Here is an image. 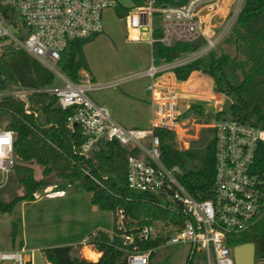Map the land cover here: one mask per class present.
Instances as JSON below:
<instances>
[{"label":"built area","instance_id":"1","mask_svg":"<svg viewBox=\"0 0 264 264\" xmlns=\"http://www.w3.org/2000/svg\"><path fill=\"white\" fill-rule=\"evenodd\" d=\"M223 3L224 0H187L182 4L146 0L143 5L129 8L126 22L129 29L138 30L136 39H143L141 33L146 31L150 32L151 41L156 40L153 33L157 14L162 17L159 41L163 44L171 46L176 42L207 39L205 47L197 50L193 59L184 56L160 63L152 59L145 72L140 74L149 78L147 89L152 118L149 128H139L117 122L106 105L94 100L91 92L104 85L94 82L88 72L80 71L79 80L73 81L56 67L72 42L104 32V14L120 7L119 0H0V49L9 44L24 49L62 82L40 89L13 86L0 95L20 97L26 112L31 113V94L37 91L54 94L56 105L70 112L69 127L81 126L87 137L81 154L88 157L90 151L105 140L138 151L128 157L129 186L154 192L166 202L174 201L179 205L171 210L175 222L145 218L132 227L126 226L123 209L118 210L116 225L122 230L124 243L130 246L127 264H150L158 247L177 243L188 245L187 259H194L203 251L208 264H234L230 235L250 230L264 216V177L254 170L258 146L264 142V128L219 116L200 123L201 127L213 130L210 140L214 144V191L211 198H203L201 193L195 196L182 183V176L192 168L178 164L169 167L163 162L161 139L155 133L156 128L172 130L176 148L189 150L194 147L192 141L197 133L188 131L198 125L194 118L188 117L189 114L196 113L197 109L215 115L222 111L218 97L202 99L190 94L187 81L172 77L170 73L174 67L202 57L203 53L217 47L227 31L208 37L205 23L208 13L219 10ZM242 6V1L235 5L223 29H229L231 25L232 29ZM26 29L25 38L18 35ZM14 145L15 131L0 126V189L7 184L16 164ZM47 191L56 193L50 188ZM157 240L156 247L142 248L143 244ZM91 241L92 235L87 236L83 246L96 250ZM31 256L33 254H27L23 248L0 251V263L28 264L32 261ZM256 264H264V261L256 260Z\"/></svg>","mask_w":264,"mask_h":264},{"label":"trees","instance_id":"2","mask_svg":"<svg viewBox=\"0 0 264 264\" xmlns=\"http://www.w3.org/2000/svg\"><path fill=\"white\" fill-rule=\"evenodd\" d=\"M145 1L133 0V5L140 6ZM157 1L182 4L187 0ZM116 10L120 17H125L129 7H118ZM231 32L235 50L240 57L233 58L225 52L218 55L212 49L209 52V61L198 57L174 67L172 71L182 81H196L198 77L194 74L198 72L210 77L213 79L215 91L232 100V119L264 128V0H244ZM161 34L159 29L154 32L156 40L152 45L157 63L173 61L182 54L199 50L206 44L204 38H199L192 42H176L167 46L159 41ZM89 39L72 42L56 63V67L73 81L79 80L81 69H88L83 47ZM231 69L234 72L240 70L242 78L238 80L230 76L228 71ZM54 79L55 73L24 49H16L12 44L0 49V92L13 86L40 89L53 84ZM29 99L31 113L26 112L25 103L20 97L0 95V113L9 116L5 127L15 131L16 158L42 166V177L36 178L34 169L30 166H18L24 192L10 200L0 199V211L11 212L20 200H35L39 189L50 186L52 174L70 181L80 180L91 193L93 204L102 210L113 212V232L97 229L91 233L90 243L102 253L97 261L80 256L73 245L44 248L45 259L50 264H127L130 246L124 243L122 230L116 225L118 210L123 209L124 221L128 227L140 224L145 218L175 222V214L171 210L179 208L178 203L166 202L154 192L129 186L128 157L138 151L116 141L105 140L100 141L87 157L81 154L87 137L81 126L69 127L70 112L56 105L55 95L37 91ZM197 110L206 116L213 114ZM222 113L223 111L213 114V117H220ZM155 133L161 139L162 160L167 166H192L181 179L186 188L195 196L201 193L203 198L213 197V141H208L200 148L181 150L176 148L172 130L156 128ZM254 170L264 177V142L258 146ZM178 219L182 221L181 217ZM246 242L255 243L256 260L264 261V216L250 230L230 235L231 247ZM158 244L157 240L143 244L142 248L156 247ZM28 264H32L31 261ZM186 264L195 263L193 259H187Z\"/></svg>","mask_w":264,"mask_h":264},{"label":"rangeland","instance_id":"3","mask_svg":"<svg viewBox=\"0 0 264 264\" xmlns=\"http://www.w3.org/2000/svg\"><path fill=\"white\" fill-rule=\"evenodd\" d=\"M119 1L122 8L133 6V0ZM239 1H242L243 5V0H234L232 7H228L227 16L223 17L225 18L224 24L230 20L233 9ZM104 25V32L90 38L83 47L89 73L93 76L94 82L104 85L101 89L93 91L91 95L95 101L109 107L113 117L122 125L149 128L152 118V108L149 103L150 92L147 89L149 78L142 77L140 74L152 61V45L146 41L130 40L133 32L127 28L126 16L120 17L116 9L105 12ZM161 26L162 17L157 14L154 17V27L160 30ZM231 26L228 27L229 29H223V32H227L213 50L218 55L225 52L233 58L240 57L241 55L235 50L234 39L231 38ZM27 34L28 29L18 33L23 38ZM199 51L185 53L186 55L180 57L193 59ZM209 52L202 55L206 61L211 58ZM80 71L83 72L82 69ZM231 71H228L230 76L238 80L242 78L240 70L234 72L231 69ZM205 78L201 82L202 85H207V82L214 84L213 79L208 76ZM61 83L55 74L53 84ZM206 88L204 86V89ZM218 94L221 95V93ZM219 100L223 111L220 117L230 119L232 100L226 96L223 98L221 96ZM188 117L194 118L193 121L199 125L198 127L196 124L188 131L190 134L197 133L192 146L194 148L205 146L212 137L213 130L201 127L200 123L203 120L207 121L205 119L214 118L213 114L206 116L193 112ZM8 119L7 114L0 113V126L5 127ZM18 166H30L34 169L36 178L42 177V166L16 158V165L7 184L0 189V199L10 200L23 194L24 188L20 182L21 172H18ZM187 168H192V166L188 165ZM50 186L56 190L55 194L48 192L47 187L41 188L35 200H20L11 212L0 211V251L23 248L27 254H33L31 256L33 264H48L44 257V248L82 243L85 237L90 236L97 229L109 233L113 230V212L102 210L93 204L91 193L85 189L80 180L70 181L52 174ZM202 252L195 255L193 259L195 264H208L205 253ZM188 255L189 247L186 244L160 246L152 255L151 262L186 264ZM82 257L88 259V257Z\"/></svg>","mask_w":264,"mask_h":264},{"label":"crops","instance_id":"4","mask_svg":"<svg viewBox=\"0 0 264 264\" xmlns=\"http://www.w3.org/2000/svg\"><path fill=\"white\" fill-rule=\"evenodd\" d=\"M234 0H224V3L223 5L221 6V8L219 10H212L211 12L208 13L207 15V18H206V23H205V29L207 31V36L208 37H213L215 35H217L219 32H221L224 28L223 24H224V21H225V18L227 16V13H228V10L229 8L232 7V4H233ZM121 7V6H120ZM229 7V8H228ZM225 17V18H223ZM225 25V24H224ZM128 30L132 31L133 32V36L130 38V40H135V41H146V42H149L151 43V45H153V42L154 41H151L150 40V32H144V33H141V35L143 36V39H136V36L138 35V30H131L129 29V27L127 26ZM159 29V28H156V30ZM155 30V31H156ZM154 31V32H155ZM153 37H154V33H153ZM156 39V38H155ZM206 41L207 39L204 38ZM221 42V41H220ZM219 45V44H218ZM193 53V52H192ZM182 55H186V54H182ZM181 55V56H182ZM152 59H154V55L152 54ZM155 61V59H154ZM152 62V61H151ZM155 63H157L155 61ZM151 64V63H150ZM148 67H146L144 70H142V73L145 72V70L147 69ZM83 71H86L89 73L88 69H82ZM90 74V73H89ZM91 75V74H90ZM170 75L173 77V75L175 76L174 72H171ZM194 76H197V80L193 82V84L191 83V81H187L186 83V87H187V90H189L188 92L190 94H194L195 96H198L199 98H202V99H205V97H218L220 98L222 96V98L224 97L223 94L219 95L218 93L215 92V89H214V84H209L207 82V85H202L201 82H203L206 75H204L203 73H195ZM92 79H93V76L91 75ZM94 81V79H93ZM211 81V80H210ZM203 86V89H201V87ZM204 86L206 89H204ZM211 86V87H210ZM208 88H211L208 90ZM208 90V91H207ZM203 91V92H201ZM92 93V92H91ZM150 103V102H149ZM143 105V104H142ZM208 105V104H207ZM151 106V104H150ZM109 108V107H108ZM112 114V113H111ZM113 116V114H112ZM114 118V117H113ZM115 119V118H114ZM116 120V119H115ZM117 121V120H116ZM119 122V121H117ZM120 123V122H119ZM48 188V187H47ZM49 188L53 191H56L55 189H53L51 186H49ZM48 188V189H49ZM86 238V237H85ZM84 240V239H83ZM83 242V241H82ZM14 244V243H13ZM72 245V244H70ZM73 246L79 250V255L80 256H85V257H88V259H93V261H97L100 256L102 255L101 252L97 251V250H91L89 249L88 247H84L83 246V243H78V244H73ZM77 246V247H76ZM95 257V258H93ZM47 261V260H46ZM32 263V261H31ZM48 264H50L48 261H47ZM33 264V263H32Z\"/></svg>","mask_w":264,"mask_h":264},{"label":"water","instance_id":"5","mask_svg":"<svg viewBox=\"0 0 264 264\" xmlns=\"http://www.w3.org/2000/svg\"><path fill=\"white\" fill-rule=\"evenodd\" d=\"M234 264H256V245L246 242L233 247Z\"/></svg>","mask_w":264,"mask_h":264}]
</instances>
